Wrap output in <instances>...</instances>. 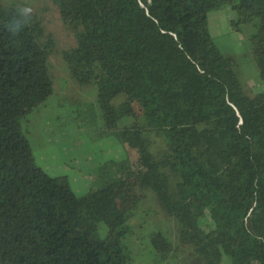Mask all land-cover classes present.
I'll return each instance as SVG.
<instances>
[{
    "label": "trees",
    "instance_id": "16d2710c",
    "mask_svg": "<svg viewBox=\"0 0 264 264\" xmlns=\"http://www.w3.org/2000/svg\"><path fill=\"white\" fill-rule=\"evenodd\" d=\"M53 2L75 40L60 50L70 75L96 85L103 125L134 155L127 150L116 178L106 161L102 184L82 195L35 163L17 118L51 93L47 60L59 47L41 14L0 4V264H131L127 220L146 190L176 230L173 241L147 232L158 255L217 264L223 252L230 264H264V92L243 90L207 21L226 3L237 10L230 27L246 34L264 79V0ZM119 93L131 117L123 126L109 114ZM171 100L212 113L174 120Z\"/></svg>",
    "mask_w": 264,
    "mask_h": 264
},
{
    "label": "crops",
    "instance_id": "0c3cea01",
    "mask_svg": "<svg viewBox=\"0 0 264 264\" xmlns=\"http://www.w3.org/2000/svg\"><path fill=\"white\" fill-rule=\"evenodd\" d=\"M229 7L226 3L208 12L212 37L223 27L232 30ZM99 28L105 29V26ZM63 60V57L56 56L48 61L51 93L29 112L19 116L17 123L31 146L35 163L50 175H65L72 191L82 195L102 184L99 172L105 161L112 162L108 177L118 176L119 161L125 156V150L119 138L101 124L98 115L102 107L97 101L96 85L74 79ZM126 102L123 93L109 100V114L116 119L118 126L131 121L124 110ZM145 247L143 254L133 258L131 264H168V257L158 255L151 244Z\"/></svg>",
    "mask_w": 264,
    "mask_h": 264
},
{
    "label": "rangeland",
    "instance_id": "374dc122",
    "mask_svg": "<svg viewBox=\"0 0 264 264\" xmlns=\"http://www.w3.org/2000/svg\"><path fill=\"white\" fill-rule=\"evenodd\" d=\"M0 4L4 6L12 4L19 11L25 13L37 12L42 15L44 27L53 33L57 42L56 45L59 47L58 52L53 53L48 57L47 63L53 57H62L60 50L73 45L75 42L74 36L63 27L57 7L53 0H0ZM228 11L233 18L239 16L237 10L234 8L229 7ZM241 26L247 33L252 31L254 27L253 23L250 21L242 22ZM99 39L109 50L114 49L115 45L107 28L99 29ZM213 41L223 55L230 57L235 61L234 67L237 71L238 78L243 85V90L247 94H253L257 91L264 92V79L260 77L257 65L250 55L249 41L246 34L234 29L229 30L223 27L220 29V32L215 34ZM168 105L173 119L182 122L202 120L212 113L210 109H192L187 105L176 104L174 100H171V103L169 102ZM98 108L99 107H97V109ZM90 113L91 112L89 111L88 115ZM98 117L101 120V124H103V110ZM125 117H127L126 114ZM121 144L125 150V156L119 161V163L127 159L128 151L130 152L131 150L132 156L134 155L132 147L129 150L126 144ZM110 170H112V165H110ZM127 223L131 231L127 234L125 241L130 250L132 260L133 258L136 259L135 257H140L146 250L145 246L150 245L146 234L152 228L161 229L172 241L176 238L174 221L160 206L155 193L152 190L145 191L144 197L140 200L138 206L127 220ZM166 257H168L166 258L168 264H182L173 254L166 255ZM216 262L217 264H230L231 258L228 254L222 252L217 254ZM251 264H255V262L251 261Z\"/></svg>",
    "mask_w": 264,
    "mask_h": 264
}]
</instances>
